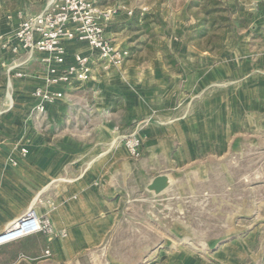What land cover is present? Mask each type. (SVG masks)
I'll use <instances>...</instances> for the list:
<instances>
[{
  "label": "crops",
  "instance_id": "0c3cea01",
  "mask_svg": "<svg viewBox=\"0 0 264 264\" xmlns=\"http://www.w3.org/2000/svg\"><path fill=\"white\" fill-rule=\"evenodd\" d=\"M46 1L0 0V234L28 209L48 217L57 234L36 233L0 245V264H83V256L85 264H98L97 250L107 249L110 237L113 245L120 232L133 235L119 229V222L130 219L123 209L129 210L138 200L131 195L155 176L172 179L192 165L208 174L211 158L218 159L216 173L225 174V157L264 158V0H252L244 13L232 7V28L218 52L190 40L196 21L187 0H100V9L112 12L99 18L104 35L130 56L119 66L108 65L87 42L66 41L64 62L50 65L59 71L75 54L86 55L91 77L50 86L64 94L46 104L38 119L33 91L43 85L50 55L12 54L2 45ZM144 15L155 20L158 37L147 56L140 48L133 51L147 40L140 28ZM23 59L26 65L16 69L28 75L18 78L8 68ZM133 130L141 139L137 158L121 142ZM137 232L142 241H123L122 253L145 255V235ZM231 234L213 250L215 262L209 252L188 248L185 261L177 262L264 264V212L255 211L248 230Z\"/></svg>",
  "mask_w": 264,
  "mask_h": 264
},
{
  "label": "rangeland",
  "instance_id": "374dc122",
  "mask_svg": "<svg viewBox=\"0 0 264 264\" xmlns=\"http://www.w3.org/2000/svg\"><path fill=\"white\" fill-rule=\"evenodd\" d=\"M127 1L137 4L141 0ZM225 1L230 8H234L237 1L240 11L244 13L252 0ZM189 11L193 13V10ZM150 43L153 45L152 40ZM155 43L157 47L158 37ZM140 49L146 56L153 51V48L148 50L145 46ZM163 56L168 64H174L167 53ZM221 162L227 165L225 174L216 173L218 159L211 158L213 172L205 174L200 172V166L192 165L190 171L185 169L178 176L169 178L168 188L158 194L147 187L134 192L131 198L138 200L131 201L128 211L125 207L123 209L124 214H130V219L119 222V229H129L133 235L120 232L115 236L113 245L110 237L109 247L97 250L98 264H127V260L130 264H171V261L179 264L185 261L187 248L189 251L209 252V260L215 262L212 252L223 241L229 240L227 235L248 230L255 211L264 212L261 205L264 202V158L244 155L241 159L225 157ZM138 230L145 235V255L122 253L120 247L123 241L129 239L134 245L142 241L141 237H137ZM176 247L179 258L173 254L177 253L174 250ZM82 258L85 264V257ZM87 259L91 261V255Z\"/></svg>",
  "mask_w": 264,
  "mask_h": 264
},
{
  "label": "built area",
  "instance_id": "2783aa9c",
  "mask_svg": "<svg viewBox=\"0 0 264 264\" xmlns=\"http://www.w3.org/2000/svg\"><path fill=\"white\" fill-rule=\"evenodd\" d=\"M126 12L132 14L131 10ZM111 13V10L100 9V0H47L42 11L25 16L17 28L5 37L6 43L2 46L10 48L12 54L22 50L29 55L33 51H43L50 55L45 59L47 70L42 77L43 85L33 91V95L38 99L35 107L38 119L43 118L46 104L54 102L64 94L61 91L49 90L50 86H70L91 77L93 67L90 57L86 55L75 54L74 61L59 71L50 65L52 60L57 64L64 62L66 41L87 42L89 47L98 51L100 62L108 65L119 66L130 56L128 49L115 47L104 35L99 18L102 16L108 19ZM26 63L27 59H23L18 65L8 69L13 71L16 77L22 78L28 74L16 67ZM4 64L3 62L2 65ZM121 142L131 157L140 156L141 139L136 130L122 135ZM26 152L27 150L21 147V153L24 155ZM36 233H43L51 238L57 231L48 217H40L33 209H28L0 234V245ZM59 234L64 236L65 232L61 231ZM44 253L48 255L49 250L46 249Z\"/></svg>",
  "mask_w": 264,
  "mask_h": 264
},
{
  "label": "trees",
  "instance_id": "16d2710c",
  "mask_svg": "<svg viewBox=\"0 0 264 264\" xmlns=\"http://www.w3.org/2000/svg\"><path fill=\"white\" fill-rule=\"evenodd\" d=\"M235 6L240 11L237 1H235ZM188 8L193 10L192 15L196 21V28L193 30L190 40L195 42L200 49L209 52L220 51L227 33L232 28V8L225 0H190ZM154 21L151 16L144 15L140 28L142 33L147 35V40L138 44L133 51L139 50L138 48L141 46L147 47L148 50L153 48L157 39L152 31V22ZM240 24H244V18Z\"/></svg>",
  "mask_w": 264,
  "mask_h": 264
},
{
  "label": "water",
  "instance_id": "95a60500",
  "mask_svg": "<svg viewBox=\"0 0 264 264\" xmlns=\"http://www.w3.org/2000/svg\"><path fill=\"white\" fill-rule=\"evenodd\" d=\"M169 186V179L166 175L160 174L155 176L152 181L147 186V189L149 191L154 192L155 194H158L162 191H164Z\"/></svg>",
  "mask_w": 264,
  "mask_h": 264
}]
</instances>
